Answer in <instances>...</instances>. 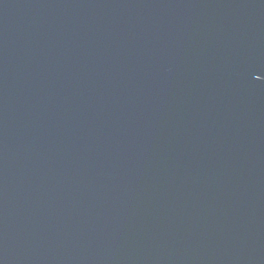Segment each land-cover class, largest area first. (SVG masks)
<instances>
[{"label": "water", "instance_id": "water-1", "mask_svg": "<svg viewBox=\"0 0 264 264\" xmlns=\"http://www.w3.org/2000/svg\"><path fill=\"white\" fill-rule=\"evenodd\" d=\"M0 264H264V0H0Z\"/></svg>", "mask_w": 264, "mask_h": 264}]
</instances>
